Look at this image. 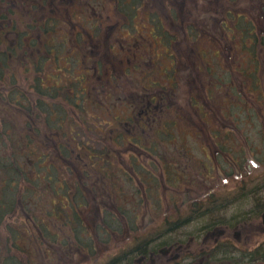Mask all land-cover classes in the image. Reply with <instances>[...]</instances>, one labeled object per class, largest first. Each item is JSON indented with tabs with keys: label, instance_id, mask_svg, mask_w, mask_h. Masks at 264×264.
<instances>
[{
	"label": "rangeland",
	"instance_id": "obj_1",
	"mask_svg": "<svg viewBox=\"0 0 264 264\" xmlns=\"http://www.w3.org/2000/svg\"><path fill=\"white\" fill-rule=\"evenodd\" d=\"M41 1L44 2L0 0V17L5 14L9 19L22 20L23 28L28 33V37H25L27 45H30L32 37L30 32L34 35L32 30L35 29L27 28L26 25L36 19L38 22L42 19V14H38ZM74 1L71 19H68L65 7H54L63 12L56 15L63 19L56 23V37L54 40L50 38V42H55L54 47L60 53H38L41 56L39 60H42L39 65L45 66V73H59L65 75L64 79L75 74L74 80L78 81L85 66H136L140 81L145 85L139 87L138 92L159 99L162 97L164 100L161 107H164L157 110L160 115L162 111L169 114L150 120L149 125H144L146 120H140V125L155 129L168 121L169 128H173L178 135L172 137L174 139H171V142L164 141L171 144L162 145L163 156L167 162L160 158L157 164L149 167L151 176L147 182L133 177V173L140 170L137 166L145 162L137 152H125L131 140L127 142V138H131V135L117 133L108 134L110 141L120 139L117 140L120 144L115 150L109 149L110 157L104 162L103 169L97 170L96 177L85 178V169L91 170H86L89 173H95L96 169L90 166L87 168V159L76 160V156L75 162L81 167L79 177L68 176L63 187L62 180L55 178V182L48 185L46 180L42 179L38 184V191L42 193L24 198V189L29 187V184L22 178L17 184L18 206L13 213L6 216L3 226H0L2 244L11 252H15L21 258L22 264H112L115 259L123 258L125 252L139 244L143 237L159 233L165 222L177 217L167 206H171V201L181 205L183 190L186 187L198 191L203 188L201 185H205L206 180L212 179L223 188H220L221 194H227L232 190L246 191L247 189L242 188H250L253 180L264 175V7H260L259 0H217L214 5L211 4L212 0H196L197 3L192 2L186 6L185 22L179 16V8H173L174 15H170V19L164 17L163 10L159 11L155 15L162 19L153 21L152 13L147 11L145 5V8L138 9V14H135L132 20L128 18V13L132 14L133 10L119 11L116 0ZM173 20L179 21V25L171 29L175 31L174 35L163 31L159 34L152 32L157 23L167 24ZM226 21L228 25L224 23ZM113 24L114 26L110 27ZM33 25L38 26V40H41L39 46L50 48L47 45L49 37L40 33L39 23ZM8 26L13 28L15 24L9 21L5 28V25L0 23V32L5 31ZM18 28H22L20 24ZM5 33L7 34L6 31ZM253 36L259 39L254 37L252 41ZM71 66H75V69H71ZM187 67L191 74L189 82L185 73ZM142 70L147 73L144 79ZM89 71L92 76L95 74L92 69ZM196 75L199 77V83L197 80L195 82ZM104 76L103 82L97 81L103 86L100 87L101 96L109 99L110 110L105 114L103 108H98L101 110L99 112L95 106L87 104L89 113L94 116L96 113L97 116L91 117L88 123L85 120L80 122L81 127H113L114 114L121 112L123 107L118 98L120 88L127 91L136 89L127 79L113 78L111 74ZM97 77L96 75L95 79ZM61 80L64 81L63 78ZM201 84L204 87L202 90ZM21 86L24 89L25 83L21 82ZM127 91L124 94L129 96ZM104 97L97 99L102 101L105 100ZM199 102L203 103V107ZM5 111L0 108V122L8 119L11 125L18 129L17 125L20 123L14 120L15 116ZM26 112L24 109L22 114ZM94 121L98 126L93 124ZM118 124H122V127H132L121 122ZM226 127H233L235 132L230 133ZM122 131L125 132L124 129ZM41 132H44L43 128ZM47 137L51 138V134L48 133ZM55 141L53 138L51 141L46 138L45 149L52 152L51 146H54ZM214 141L226 152V158L233 160V165L241 162L245 147H250L249 160L245 162V168L250 167V180L231 184L218 175L213 179L203 174L200 180L192 183L187 179L178 180L174 177L165 181L167 164L170 176L187 172L191 177H197V171L201 175L204 167L202 164L211 166V158L207 157L210 151L208 144ZM7 143L10 141L7 140ZM7 152L2 150L0 153L3 161H9L10 157L13 163L27 159L29 165L35 160L33 156L26 157L25 149L20 147L16 155L9 149ZM82 156L84 157L83 152ZM175 156L176 163L170 164V161L175 160ZM119 158L124 161H118ZM50 163H53L52 155L42 160V168H38L42 176ZM187 163L192 166L187 167ZM219 164H226L225 158L219 156ZM226 165L229 166L228 161ZM32 168L34 167L31 165L27 168L31 176ZM104 172V177L109 176L110 179L106 182H94L96 178L100 180ZM178 190L182 194L175 193ZM23 202L31 208L23 210ZM237 203L239 210H242L248 206L249 201L245 203L241 200ZM235 205L236 203L230 204L226 210L217 214H227ZM213 216V213H209L203 218L205 220ZM260 216L256 215L249 220L255 223L261 220ZM147 221L149 225L143 228V237H136V231L131 228L141 226ZM200 224L193 221L184 227L185 231L180 238L186 239L185 233L193 231ZM118 226L120 230L117 229ZM150 228L154 229L153 232H159L152 234ZM172 237L173 235H168L164 239ZM17 248H22L25 252L29 250L26 252L29 256ZM195 263L201 264V261L188 264ZM202 264L224 263H209L203 260Z\"/></svg>",
	"mask_w": 264,
	"mask_h": 264
},
{
	"label": "flooded vegetation",
	"instance_id": "obj_2",
	"mask_svg": "<svg viewBox=\"0 0 264 264\" xmlns=\"http://www.w3.org/2000/svg\"><path fill=\"white\" fill-rule=\"evenodd\" d=\"M215 1L217 0H212L211 4L214 5ZM259 1L260 7H264V0ZM192 2L197 3L196 0H116V7L119 11L121 9L133 10L132 14L128 13V18H132L133 20L135 14H138V9L145 8L144 6L146 5L147 11H151L152 13L153 21L162 19L160 16L155 15V13L163 10L164 17L170 19L168 17L174 15L173 8H179V16L182 17L183 22H185V12L187 13V11H185L186 6ZM64 3L65 5H63ZM73 5H75L74 0H44L41 4V8L38 6V14H42L43 16L42 19H39V31L40 33L47 34L46 36L49 37V43L47 45L50 46L48 49L39 46L38 49L40 52L44 50L43 52L45 54L50 55L52 54V51L55 50L53 49L55 42L51 43L50 37L52 36L51 39L54 40L56 35L53 30L50 32L51 35H49V25H46V23H51V26L55 29L57 27L56 23L58 22V16L56 15L63 14V12L54 7H65L67 17L71 18ZM48 12H50V14H48ZM224 23L228 25L227 21ZM178 25V20H173L167 24L159 22L156 27L152 29V32L154 34H159L160 31H163V33L174 35L175 31H171V29L176 28ZM113 26L114 24L110 27ZM46 27L47 29L45 30ZM254 37H256V40L258 39L257 36H253L252 41L255 39ZM40 42L41 40H39V43ZM256 43L257 41H255V44ZM127 60H129V58H127ZM114 67L115 68H113V66H85V72L92 69L93 72L99 76L98 80L100 82H103L102 76H104V74H111L113 78L119 77L121 79H127L128 83L134 85L136 89L134 91H129L131 92L129 98L126 97L121 100L123 107L120 110L121 112H116L114 114L115 118L113 127H103L99 129L88 127L85 133L94 135L92 140L96 142H93L92 144L93 149L97 148L107 151L105 162H107L110 157L109 149L115 150L120 144V139H117L119 141H110L108 139V134L117 133L118 135H131V138H127V142L129 139L131 140L128 142L130 145L125 152L127 150L129 152L135 151L144 158L145 162V164L142 163L137 166L140 170L135 171L133 177H136L141 182H147L148 177L151 176L149 167L153 164H157V162L160 161V158L163 159V162H167V159L163 156L164 152L162 145H171L168 142H171V139H174L172 137L178 134L173 131V128H169L170 124L168 121L164 123L163 126H156L155 129L153 127L140 125V120H146L144 125H149L150 120L157 119V117L160 116L169 115L165 111H162V114L160 115L157 110L159 108H161V110L163 109L164 106L161 107V103H163L162 100L164 99L162 97L159 99L153 95H149V97L145 95V93L140 94L141 91L138 92V88L145 85L140 81L136 66H129V68H124V66ZM189 71L190 69L187 67L185 73L187 74L188 82L191 81V74ZM141 72H143L141 75L144 79V76H146L147 73L145 70H142ZM92 77H94V75ZM194 79L195 82L197 80L199 83L200 80L197 75L194 76ZM203 88L204 87L201 84L200 89L202 90ZM147 92L149 93V91ZM200 105L203 107V103H200ZM109 108V106H106V110L103 112L107 114L106 111L109 110ZM119 122L131 125L132 127H122V124H118ZM138 124L140 126H138ZM109 129H111V131H108ZM123 129L125 131L124 133L122 131ZM225 129L230 133L235 131L233 127ZM215 139L217 140V137ZM164 141L168 142L164 143ZM219 145L220 144L217 141L208 144V146H210V151L208 152L207 157L211 158L212 163L211 166L210 164L208 166L202 164L204 166L202 167L203 172L200 175L197 171L196 176L199 177L198 179L195 176L191 177L187 172L170 176L167 164L164 176L165 181L170 177H174L178 180L180 178L187 179L192 183V181L200 180V177H202L203 174H205V177L213 179L218 175V177L223 178L224 181L230 182L231 184L234 182L239 183V181L245 182L250 180L252 177L249 173L250 167L245 168V162L249 160V153L251 152L250 147H245V157L242 154L243 157L241 162L233 165V160H228V157L226 158V152L219 148ZM228 150L229 149H227V151ZM219 156H221L222 159L225 158L226 164L228 161L231 168L226 164L220 165ZM176 157L177 156H175L173 162L170 161L169 163L175 164ZM118 161L123 162L124 159L119 158ZM89 163L91 162H88L87 160L86 164ZM186 165L187 167L192 166V164L188 163ZM86 170L91 171L85 169V178L86 176L91 178L97 176V173H92L93 171L89 173ZM101 175L102 178L100 180L96 178L94 179V182H106L110 179L109 176L104 177L106 175L105 172ZM204 183L205 185H201L203 188L198 191L194 188L186 187L185 190H183L181 205H177L175 202L171 201V206L169 207L168 205L167 208L168 210H172V213L177 214V217L165 222L164 227L160 232L157 230L153 232L154 229L150 228L152 234L159 233L152 235L151 237L150 234L146 237L142 236V231H145L143 228H146V226L149 225L148 221L146 223L144 222L141 226L132 227L131 229L137 233L136 237L142 236L143 239L139 244L133 247L131 246L132 248L130 247L131 249L125 252L123 258L112 261V264H188L197 261H201L202 264L203 260L209 261V263L211 261H220L224 264H264V256H261V252H264V175L257 177L255 181L253 180L250 188H242L247 189L246 191H241L240 189L232 190L227 194H221L220 188H223L217 185L216 181H213L212 179H208ZM175 193L180 194L181 191L178 190L175 191ZM246 198L249 200L248 206L239 210L237 202H240L241 200L244 201ZM235 203L236 205L232 207L227 214L225 212L217 214L219 211L226 210L230 204ZM209 213H213L214 216L205 220L203 219L201 221L202 223H198L201 224L197 228L185 233L188 239L180 238L181 234L185 231L183 229L184 227L189 226L193 221H198V219ZM259 214L261 215L260 221H256L255 223L250 222L249 219L251 217L255 218V216ZM117 229L120 230V227ZM168 235H173V237L164 239ZM209 238L211 239L208 240Z\"/></svg>",
	"mask_w": 264,
	"mask_h": 264
},
{
	"label": "trees",
	"instance_id": "obj_3",
	"mask_svg": "<svg viewBox=\"0 0 264 264\" xmlns=\"http://www.w3.org/2000/svg\"><path fill=\"white\" fill-rule=\"evenodd\" d=\"M57 19L58 22H61L63 17L59 16ZM9 21L15 26L13 28L8 26L5 30L7 34L5 31L0 32V108H4L5 112L10 115H14V120L20 125H17L18 129H15L8 119L0 122V153L2 150L7 152L9 149L16 155V151L18 152V147H20L25 149L26 157L33 156L35 160L34 162L29 161L28 165L27 159L13 163L11 157L9 161H3V157L0 158V187H2L0 189V226H3L6 216L13 213L18 206L17 184L22 181V178H25L29 184V187L24 189L23 197L37 196L42 193V191H38V184L42 179L46 180L48 185L53 184L55 178L62 180L61 186L63 187L66 185L68 176H78L81 167L75 162L76 156V160L87 159L88 162H91L89 164L85 162L86 167H94L96 169L94 172L98 174L97 170L103 169L100 167L104 165L107 153L106 150L93 149L92 144L96 142L92 140L94 135L86 134L84 129L88 127H81L80 124L84 120L88 123L91 117L97 116L96 113L95 116L89 113L87 104L95 106L96 110L98 108L106 110L105 107L109 106L108 97L101 96L100 87L103 86L97 81L99 76L94 74L92 77V73L89 70L85 72V69L78 77V81L74 80L75 74L68 79H64L65 75L59 73L47 72L46 74L45 66L39 65L42 60H39L41 56L38 53H45L44 50L40 52L38 49V26L33 25L39 23L38 19L26 25L27 28L35 29L32 30L34 35L30 32L32 36L30 45L25 42L28 33L23 28L22 20L9 19L5 14L1 15L0 23H3L5 28ZM19 24L21 29L18 28ZM46 25H49V35L52 30L56 33L57 28L54 29L51 23H46ZM53 49L55 50L52 51V55L56 52L60 53L58 49L56 51L55 47ZM56 58L58 61L59 55ZM71 69L74 70L75 66H71ZM96 75L97 79H95ZM102 77L105 78V76ZM21 82L25 83L24 89L22 86L20 87ZM126 91V89L120 88L118 96L120 100L129 98L128 94H124ZM127 93L131 94L129 91ZM97 97H104L105 100L99 101ZM24 109L27 112L22 114ZM98 111L101 112L100 109ZM93 124L98 126L95 121ZM42 128L44 132H41ZM48 133L51 134V138L47 137ZM19 135L20 137H18ZM46 138L50 141L52 138L54 141L56 139L54 146H51L52 152L45 149ZM7 140L10 143H7ZM51 155L53 163L47 165L48 168L44 169L46 173L42 176L38 168H42L40 166L42 160L51 157ZM30 165L34 167L31 169L32 176L27 171ZM67 166L69 168H66ZM35 170L36 173H34ZM63 190L67 191L65 188ZM244 201L246 203L249 200L246 198ZM21 208L26 210L31 207L23 202ZM203 219V217L198 219V223ZM17 250L26 254L27 257L29 256L26 253L29 250L26 252L22 248H17ZM261 256H264V252H261ZM0 264H22L21 258L15 252L4 247L1 240Z\"/></svg>",
	"mask_w": 264,
	"mask_h": 264
}]
</instances>
